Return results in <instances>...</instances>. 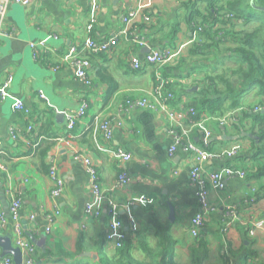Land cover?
Listing matches in <instances>:
<instances>
[{
    "label": "crops",
    "instance_id": "0c3cea01",
    "mask_svg": "<svg viewBox=\"0 0 264 264\" xmlns=\"http://www.w3.org/2000/svg\"><path fill=\"white\" fill-rule=\"evenodd\" d=\"M7 1L6 14L0 17V91L5 94L0 102V143L5 152L0 167V238L9 237L15 245L16 223L11 210L13 201L18 200V220L35 248L33 264H98L100 256L112 257L116 251L106 241L111 223L107 208L113 206L126 239H134L135 221L141 239L152 249L156 247L155 223L168 225L176 243L175 264H264V226L250 234L255 224L264 223V178L255 175L263 161L253 158V138H236L241 134L231 125L219 126L199 112L198 92L209 85L207 78L222 74L229 62L214 55H192L188 45L172 65L134 71L129 64L133 56L143 60L170 45L191 42L194 34L187 6L194 3L204 11L207 0H30L27 6ZM252 1L250 11L264 12ZM139 7L151 17L150 24H126L124 18ZM176 27L178 33L170 42ZM135 36L147 45L133 43ZM114 37L119 44L110 53L96 55L85 47L91 39L103 42ZM74 48L91 64L90 86L79 80L77 68L69 62ZM157 75L172 83L173 111L196 108L204 128L212 132L208 146L204 130L192 129L191 133L196 144L217 155L205 164L206 169L222 171L232 166L247 173L245 179L224 177L225 188L211 190L210 201L218 210L207 218L198 241L190 233L198 211L190 178L196 157L183 148L169 152L173 138L167 115L134 111L124 119L123 127H114L111 141H106L99 129V120L115 115L122 100L150 97ZM257 91L254 88L246 95L243 105H258ZM17 101L30 110L29 119L16 110ZM82 107L85 113L70 129V115H77ZM30 123L35 129L28 136ZM184 126L190 129L188 123ZM16 128L23 134L15 140L11 131ZM234 145L241 147L239 156L226 159V151ZM119 149L131 155V160L124 162L118 157ZM76 153L89 157L96 166L102 202L94 199L89 173L83 162L74 160ZM52 164L64 181V192L58 198L52 196ZM121 173H126L130 182L118 187ZM92 203L101 211L100 217L86 212ZM170 205L175 210L174 221ZM228 206L236 208L239 222L224 231L229 223ZM49 216L54 218L52 224ZM135 245L134 257L149 261L142 247ZM7 258L12 259L2 258L0 248V264Z\"/></svg>",
    "mask_w": 264,
    "mask_h": 264
},
{
    "label": "built area",
    "instance_id": "2783aa9c",
    "mask_svg": "<svg viewBox=\"0 0 264 264\" xmlns=\"http://www.w3.org/2000/svg\"><path fill=\"white\" fill-rule=\"evenodd\" d=\"M59 2L60 0H55ZM13 4L27 6L30 0H11ZM9 1L0 0V17L5 16L7 6ZM144 7H139L136 10L131 11L125 18L124 22L126 24H133L134 22H141L144 24H150L151 17L146 15L142 9ZM3 33L0 31V39ZM196 40L194 39L185 45H180L174 48H165L161 51H155L151 54L145 56L141 60L138 56H133L130 59V67L134 71H140L144 67L154 66V67H164L176 63L178 59L183 55L184 50L188 45H191ZM133 43L137 44L139 47H144L147 45L146 41L138 36L133 37ZM118 38L114 37L108 41L98 42L96 40H89L85 47L88 51L93 54L110 53L118 46ZM33 49L37 51V48L33 46ZM38 55V51L35 56ZM69 62L72 63L77 68V77L86 86L92 85V78L90 77L89 70L91 69V64L88 59L80 57L77 55L76 49H72L69 55ZM171 83L170 80L157 75L156 84L153 94L150 97L141 98H127L122 100L116 108V114L110 117H104L99 120V129L106 141H111L114 135V127H123L124 119L137 110H146L157 113H162L167 115L172 126L170 133L173 138V144L171 145L169 152L171 154L175 153L179 148H183L186 152L194 154L196 157V162L191 167L190 178L191 184L196 190V200L198 205V211L193 217L190 226V233L194 241H198L201 232L206 226L207 218L215 213L218 209L214 207L210 201V192L213 189L223 190L225 188L224 177L228 179L243 178L247 177V173L244 170H237L232 166H227L222 171H210L206 169L205 164L217 156L213 153H208L201 145L196 144L192 140V129L201 128L205 132V146H208L210 139H212V132L204 128V122H201L198 118V112L195 108H189L184 113H176L173 111L172 104L175 101V94L172 91L167 90V85ZM5 98V94L0 91V102ZM16 110L22 113L27 119L30 117V110H28L21 101H17ZM86 108H81L77 115H70L69 117V128L73 129L74 123L77 118L85 113ZM263 111L261 108H254V113H259ZM239 112V111H238ZM229 119L225 118L221 120V125H228ZM233 117L230 118L232 123ZM185 123L190 125V129L184 126ZM34 125L30 123L27 127L26 133L28 136L32 135L34 131ZM11 134L16 140L20 137L21 131L16 128L12 129ZM2 143H0V167L5 152L1 149ZM241 151L239 145H234L231 149L226 151V159L236 158ZM117 156L123 159L124 162L131 160V155L123 152L122 150L117 151ZM74 160L81 161L86 166L87 171L90 176L91 191L94 195V199L98 202H102L104 198L103 190L101 187V181L99 172L94 165L92 159L82 154H77ZM49 176L54 182V189L52 191V196L55 198L60 197L64 192V181L58 176L56 166L54 164L50 167ZM130 182V178L126 173H121L118 179V187H123ZM134 204V203H133ZM21 204L20 201L14 200L12 204V217L16 225L14 228L13 241L15 242V248H19L23 256V264H33L35 248L25 237V229L22 227L18 220L19 208ZM86 212L93 217H100L101 211L99 208L95 207L94 204H88L86 207ZM107 214L111 218V223L109 226L108 233L106 235L107 243H110L116 249L121 248L123 242L126 240V234L123 230V224L119 219L117 210L115 207L110 206L107 208ZM226 216L229 218V223L227 227L231 224L239 222L236 208L234 206H228L226 211ZM2 222L5 221L4 218L1 219ZM50 224L53 223L54 218L52 216L48 217ZM264 226L263 222L255 224L254 229L250 230L251 235H255L256 229H260ZM133 231H138L137 222L132 223ZM49 234L51 232L50 227L46 229ZM4 264H14L11 258H7Z\"/></svg>",
    "mask_w": 264,
    "mask_h": 264
},
{
    "label": "trees",
    "instance_id": "16d2710c",
    "mask_svg": "<svg viewBox=\"0 0 264 264\" xmlns=\"http://www.w3.org/2000/svg\"><path fill=\"white\" fill-rule=\"evenodd\" d=\"M251 1L207 0L204 11L194 3L186 6L189 8V26L196 37L191 44L190 53L197 56L214 55L217 59L221 58V61H227L232 65L224 68L222 75L207 78L209 85L202 87L204 89L198 92L199 112L216 120L219 126L231 125L239 134L246 132L253 135L252 146L255 150L253 158L263 161L255 175L257 178H264V21H262L264 12L256 14L250 11ZM252 2L255 7L264 10V0ZM251 24L253 28H245ZM177 33L176 27L170 35V42ZM168 47L174 48L175 45ZM171 84L167 85V90L175 94ZM254 88L258 90L256 96L261 102L258 105H243L244 97ZM229 101L231 104L227 106ZM254 108H261L263 111L254 113ZM232 117L234 121L231 123ZM225 118L229 121L228 125L223 126L221 120ZM247 122L251 125L249 128L246 126ZM154 226L156 238L154 249L141 239L140 232L133 231L134 239H126L112 257L100 256L98 264H175L173 250L176 243L171 236L170 227L158 222ZM228 229L226 226L224 231ZM135 243L146 252L149 261H141L134 257ZM79 249L81 251V245Z\"/></svg>",
    "mask_w": 264,
    "mask_h": 264
},
{
    "label": "water",
    "instance_id": "95a60500",
    "mask_svg": "<svg viewBox=\"0 0 264 264\" xmlns=\"http://www.w3.org/2000/svg\"><path fill=\"white\" fill-rule=\"evenodd\" d=\"M258 10H261V9H258ZM262 11L264 10L262 9ZM58 118H62V115L59 116ZM240 137L253 138V135L251 134L249 135L248 133L244 132L236 138H240ZM170 219L171 221L175 220V210L172 205H170ZM0 248L2 250V258L12 257L14 264H23L22 252L19 248H15V246L12 243L11 238L9 237L0 238Z\"/></svg>",
    "mask_w": 264,
    "mask_h": 264
},
{
    "label": "rangeland",
    "instance_id": "374dc122",
    "mask_svg": "<svg viewBox=\"0 0 264 264\" xmlns=\"http://www.w3.org/2000/svg\"><path fill=\"white\" fill-rule=\"evenodd\" d=\"M229 65H230V63H229ZM229 65H228V66H229ZM228 66H227V67H228ZM219 75H222V74H219ZM248 122H249V121H248ZM248 122L246 123L247 128H249V127L251 126L250 124H248Z\"/></svg>",
    "mask_w": 264,
    "mask_h": 264
}]
</instances>
